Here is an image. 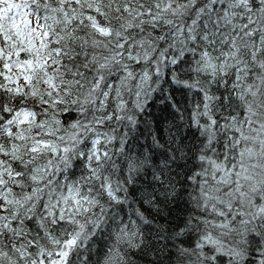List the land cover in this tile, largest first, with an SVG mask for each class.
I'll return each mask as SVG.
<instances>
[{
  "label": "snow or ice",
  "instance_id": "1",
  "mask_svg": "<svg viewBox=\"0 0 264 264\" xmlns=\"http://www.w3.org/2000/svg\"><path fill=\"white\" fill-rule=\"evenodd\" d=\"M0 264H264V0H0Z\"/></svg>",
  "mask_w": 264,
  "mask_h": 264
}]
</instances>
